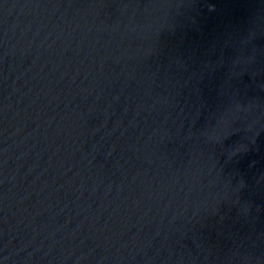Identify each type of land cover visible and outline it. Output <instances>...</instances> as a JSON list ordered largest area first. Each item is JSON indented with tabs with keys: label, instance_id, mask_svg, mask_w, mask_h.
<instances>
[{
	"label": "water",
	"instance_id": "1",
	"mask_svg": "<svg viewBox=\"0 0 264 264\" xmlns=\"http://www.w3.org/2000/svg\"><path fill=\"white\" fill-rule=\"evenodd\" d=\"M0 264H264V0H0Z\"/></svg>",
	"mask_w": 264,
	"mask_h": 264
}]
</instances>
